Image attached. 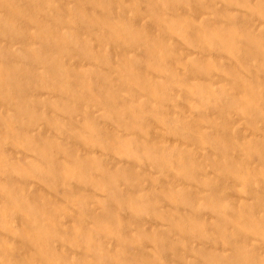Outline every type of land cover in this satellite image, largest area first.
Listing matches in <instances>:
<instances>
[{
	"label": "rangeland",
	"instance_id": "obj_1",
	"mask_svg": "<svg viewBox=\"0 0 264 264\" xmlns=\"http://www.w3.org/2000/svg\"><path fill=\"white\" fill-rule=\"evenodd\" d=\"M0 264H264V0H0Z\"/></svg>",
	"mask_w": 264,
	"mask_h": 264
}]
</instances>
